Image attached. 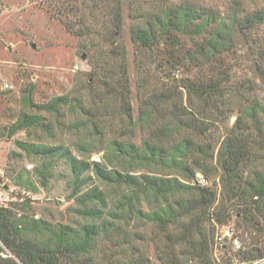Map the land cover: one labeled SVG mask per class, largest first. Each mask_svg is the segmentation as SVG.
I'll return each mask as SVG.
<instances>
[{
  "label": "trees",
  "instance_id": "obj_1",
  "mask_svg": "<svg viewBox=\"0 0 264 264\" xmlns=\"http://www.w3.org/2000/svg\"><path fill=\"white\" fill-rule=\"evenodd\" d=\"M55 15L83 39L89 95L88 100L76 94L80 91L71 98L55 97L40 111L79 112L80 120L67 130H83L74 133L80 150L93 139L103 140L116 126L133 132L139 127L145 136L139 144L123 136L107 140L96 151H103V162L77 159L62 146L16 143L44 161L65 159L83 222L51 223L0 205V264H104L99 257L108 244L131 245L128 227L133 221L151 227L150 242L160 264H215L212 249L227 245L215 244L213 230L232 217L262 240L238 250L237 262L264 259V100L243 93L234 69L224 63L226 54L237 51V37L248 50L259 46L264 10L231 8L222 16L169 0H59ZM125 20L131 45L146 54L155 71L164 72L163 78L170 80L168 74L176 70L197 72L179 84L184 101L182 93L179 101L166 90L143 93L138 117H133L122 42ZM233 115L232 124L221 128ZM31 127L49 133L43 117L22 113L7 136ZM35 171L45 178L46 170ZM196 172L217 174L219 191L187 183ZM92 178L99 185H89ZM119 261L114 264H124Z\"/></svg>",
  "mask_w": 264,
  "mask_h": 264
},
{
  "label": "rangeland",
  "instance_id": "obj_2",
  "mask_svg": "<svg viewBox=\"0 0 264 264\" xmlns=\"http://www.w3.org/2000/svg\"><path fill=\"white\" fill-rule=\"evenodd\" d=\"M58 1L0 0V205L30 211L36 219L77 226L83 222V219L77 214L79 206L74 200L75 197L72 196V178L65 159L55 156L49 161H44L26 153L16 143L62 146L69 149L77 159L103 162L101 159L103 151L98 153L96 151L101 150L99 148L101 145L104 146L107 140L119 139L123 136L124 140L139 144L145 134L139 127L133 132V130H119V126H116L103 140L96 142L93 139V142H87L85 150H80L77 146L78 136L74 133L83 130H67L68 125L80 120L79 112H71L68 108L58 109L56 115L40 111L39 107L55 97L71 98L73 95H78L88 100L89 95V88L85 85L88 76L85 74L90 71V66L85 61L86 50L83 51L81 46L83 39L67 31L56 15L53 16V7ZM169 1L191 3L194 6L214 10L222 16H226L231 8L246 13L264 10V0ZM235 3L239 4L235 5ZM62 20L65 21L66 18ZM128 25L129 22L125 20L122 42L127 51V78L130 85L133 117L137 119L143 93L150 94L153 90H166L170 93L174 92L179 101L180 93H184L179 88V84L188 76L196 77L197 72L176 70L168 74L170 80L163 78L164 72L155 71L149 65L146 54L140 53L131 45L127 31ZM257 37L259 46L252 50H248L243 40L237 37V51L226 54L224 63L234 69L237 79L235 82L242 85L243 93L264 100V24L257 31ZM255 64L260 66L257 68ZM6 85L8 88L5 87ZM77 91L80 93L75 95ZM182 99L185 100L184 94ZM22 113L43 117L45 124L49 127V133L46 130L31 127L16 131L8 137L9 127L14 125ZM231 118L235 119V115L225 120V124L220 127L225 125L228 128L232 124ZM217 136L218 134H215L213 137ZM96 158L100 160L96 161ZM113 166L119 168L120 165L114 163ZM258 167L262 168V165L259 164ZM35 169L43 172L46 170L45 178L37 175ZM196 175L205 179V184L202 186L214 187L219 191L217 174L206 177L196 172L194 177ZM187 183L195 185L191 179ZM88 184L99 185L93 178ZM224 226L231 228V235L238 239L241 250H246L249 243L255 244L262 241L257 234L252 232L249 234V230L245 231L244 225L235 221L234 217L225 225L215 226L212 233L214 241ZM128 228L132 234L131 245L115 248L108 244L105 254L99 257L102 258V262L114 264V261L120 260L119 262L124 264H160L154 243L150 242L151 227L142 226L133 221ZM226 248L223 250L217 247L214 251L212 249L211 259L215 264H229V262L245 264L238 263L236 260L237 251L240 249L233 248L228 242ZM260 263H264V259L254 262V264ZM187 264H196V262L191 260Z\"/></svg>",
  "mask_w": 264,
  "mask_h": 264
},
{
  "label": "built area",
  "instance_id": "obj_3",
  "mask_svg": "<svg viewBox=\"0 0 264 264\" xmlns=\"http://www.w3.org/2000/svg\"><path fill=\"white\" fill-rule=\"evenodd\" d=\"M74 69H77V67H74ZM5 87L8 88V85H6ZM99 160H100L99 158H96V161H99ZM193 183H195L196 185L202 186L205 184V179L201 177L200 175H196ZM220 231H221L220 235L218 233L215 237L216 244H218L219 246H222V245H227V242H228V244H230L233 248L240 249V243L236 237L234 238L233 235H231L230 227L224 226Z\"/></svg>",
  "mask_w": 264,
  "mask_h": 264
}]
</instances>
